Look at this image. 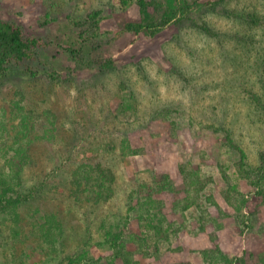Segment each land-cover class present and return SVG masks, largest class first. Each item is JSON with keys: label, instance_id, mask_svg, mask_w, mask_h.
<instances>
[{"label": "rangeland", "instance_id": "obj_1", "mask_svg": "<svg viewBox=\"0 0 264 264\" xmlns=\"http://www.w3.org/2000/svg\"><path fill=\"white\" fill-rule=\"evenodd\" d=\"M147 1L153 34L125 29L141 19L137 0H0V19L38 42L32 59L10 62L0 78V165L25 118L34 163L23 179L44 188L32 207L54 211L64 239L57 253L32 249L0 217V264H216L203 256L215 246L239 264H264V200L226 140L252 164L264 149L251 97L264 87V0H186L183 19L170 0ZM131 96L134 108L123 110ZM124 140L137 152L124 155ZM97 163L113 171L114 195L90 207L68 182ZM163 176L174 192L154 193L164 218L156 235L127 199ZM116 221L129 263L106 243ZM141 233L139 251L132 237Z\"/></svg>", "mask_w": 264, "mask_h": 264}, {"label": "trees", "instance_id": "obj_2", "mask_svg": "<svg viewBox=\"0 0 264 264\" xmlns=\"http://www.w3.org/2000/svg\"><path fill=\"white\" fill-rule=\"evenodd\" d=\"M137 3L141 19L139 22L127 23L125 29L135 33L153 34L159 23L155 21L153 13L149 12V2L147 0H137ZM168 6L170 10L174 9V16L178 13L175 16L177 19L185 18L187 9H189L186 0H180L177 5L172 4V0H170ZM170 10L164 12L160 24H164L171 18ZM91 15L96 16L97 12H93ZM255 18L256 16H253V19ZM37 45V39L26 37L18 25L0 19V78L5 74L4 71L10 62L32 59ZM251 97L260 111L264 130V87L261 88L260 94L251 92ZM130 99L132 100L130 101ZM134 99L133 96L128 98L127 103H123V110L130 107L134 108ZM15 128H17L16 139L13 142L15 145L11 146L12 155L5 156L4 164L0 165V217L4 223L9 221V225L8 223L5 224L8 226L13 241L23 235L24 238H20L21 241L27 242V246L32 249L39 248L40 251L47 254L57 253L58 247L61 243H64L62 242L64 239L61 241L63 231L61 219L54 211L32 207V203L37 200L44 188L41 182L28 186L23 179L25 169L34 163L32 159L33 144L30 137L33 126L25 118H22ZM226 140L239 154L237 172L244 178L250 179L256 197L264 200V149L257 153L256 162L252 164L248 161L244 149L233 144L230 134L226 135ZM120 147L124 155L129 152H137L132 148L130 149V145L126 140L122 141ZM114 178L113 171L101 163L90 164L84 168L79 166L71 174L68 191L74 201L90 207L97 206L107 202L114 195ZM163 191L174 192L173 184L166 176L161 177L154 183H140L138 188L128 195L127 199L128 209L139 212V215H137L139 219L148 218L155 221L152 222V227L156 231V235L162 231L160 223L164 218L161 215L159 216L160 209L157 205L160 202L153 196L154 193ZM153 203L155 204L153 205ZM118 225L119 221H116L110 224L105 231L106 243L115 256L121 257L126 263H129L131 251L124 247L127 237H125L122 230L116 231ZM132 242L134 248L141 251L144 248L145 235L142 233L134 234ZM74 256L76 254L66 255L69 263L76 260ZM203 256L207 262L216 264L242 263L239 258L234 260L229 258L217 246L205 248Z\"/></svg>", "mask_w": 264, "mask_h": 264}]
</instances>
